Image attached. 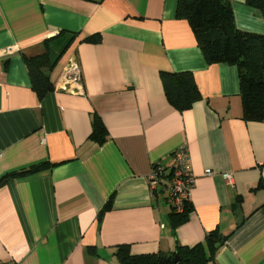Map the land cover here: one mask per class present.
<instances>
[{"label":"crops","instance_id":"crops-1","mask_svg":"<svg viewBox=\"0 0 264 264\" xmlns=\"http://www.w3.org/2000/svg\"><path fill=\"white\" fill-rule=\"evenodd\" d=\"M227 1L236 28L264 34L259 9ZM176 6L0 0V179L45 166L0 184V262L121 264L120 245L130 255L199 243L208 252L216 231L208 264H264V121L243 118L237 66L207 63ZM61 32L71 41L45 71L53 89L39 100L23 56L43 53ZM96 34L98 43L84 41ZM73 61L81 93L57 88ZM183 71L201 99L179 111L160 73ZM95 117L101 142L91 137ZM182 146L194 182L187 219L173 226L167 187ZM155 165L164 172L152 189Z\"/></svg>","mask_w":264,"mask_h":264},{"label":"trees","instance_id":"trees-1","mask_svg":"<svg viewBox=\"0 0 264 264\" xmlns=\"http://www.w3.org/2000/svg\"><path fill=\"white\" fill-rule=\"evenodd\" d=\"M246 4L261 11L264 18V0H246ZM176 17L188 21L198 47L209 64L227 63L236 65L239 71L240 95L243 118L246 121H264V34L241 31L236 28L231 5L227 0H177ZM71 34L61 32L49 39L45 51L39 55L23 56L32 87L37 98L53 89L48 76L63 51L71 41ZM98 43V34L84 39ZM161 82L167 101L179 111H184L201 99L194 76L189 71L161 72ZM105 127L98 117L94 118L91 137L101 142L105 138ZM43 164L29 167L19 172H12L0 179V184L10 178L24 176L43 169ZM171 173V172H170ZM171 175V174H170ZM111 207V200L103 206L99 215ZM190 205L184 202L180 212L171 209L173 226L186 221ZM218 237L210 232L205 250L199 243L193 247L178 246L171 253L130 255L125 245L118 247L117 255L121 264H208L213 260L212 250L218 249ZM93 250V249H91ZM177 257V262L174 261Z\"/></svg>","mask_w":264,"mask_h":264},{"label":"built area","instance_id":"built-area-1","mask_svg":"<svg viewBox=\"0 0 264 264\" xmlns=\"http://www.w3.org/2000/svg\"><path fill=\"white\" fill-rule=\"evenodd\" d=\"M57 88L72 93H81V74L76 62H69L64 73L59 78ZM164 170L160 165H155L149 174V186L154 189L159 182ZM210 170H205V175H211ZM226 180L231 174H226ZM194 178L187 168V152L184 146L174 152V163L171 168L170 183L168 189V201L171 209L180 212L185 201L189 199V192L193 185ZM0 264H16L13 261L0 262Z\"/></svg>","mask_w":264,"mask_h":264},{"label":"water","instance_id":"water-1","mask_svg":"<svg viewBox=\"0 0 264 264\" xmlns=\"http://www.w3.org/2000/svg\"><path fill=\"white\" fill-rule=\"evenodd\" d=\"M177 259H178V258H177V257H175L174 261H175V262H177Z\"/></svg>","mask_w":264,"mask_h":264}]
</instances>
